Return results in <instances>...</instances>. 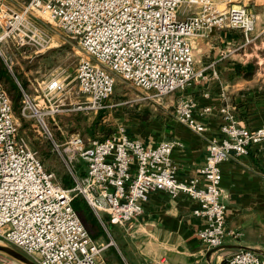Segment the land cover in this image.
<instances>
[{
	"label": "built area",
	"instance_id": "obj_1",
	"mask_svg": "<svg viewBox=\"0 0 264 264\" xmlns=\"http://www.w3.org/2000/svg\"><path fill=\"white\" fill-rule=\"evenodd\" d=\"M15 1L23 5L21 9L0 4V42L17 37L21 44L48 48L44 33L30 18L37 15L59 27L82 53L74 70V88L58 76L44 83L42 101L47 106L22 90V115L28 111L50 138L45 118L63 111L61 107L73 100L81 110L104 111L117 77L158 99L184 92L204 79L206 68L196 69L193 43L214 29L240 31L245 45L264 38V27L256 35L254 14L238 0L219 4L214 0ZM183 4L199 9L181 18L178 9ZM229 51L223 49L221 58ZM210 110L204 107L199 113ZM195 111V102L181 96L174 115L202 132L205 127ZM218 112L222 137L209 141L204 164L197 170L200 178H177L172 159L176 142L161 140L148 147L118 127L107 137L76 133L63 144L51 139L73 181L71 188H65L19 135L11 100L0 83V241L35 264H106L100 253L107 245L95 242L73 199L82 197L100 222V214H106L113 224L130 229L149 195L163 191L195 201L193 214L206 222L197 238L208 248L222 246L227 236L239 234L226 229L220 166L231 155H246L255 146L264 151V123L248 128L228 104ZM77 165L83 166V175ZM223 262L264 264V256L240 249Z\"/></svg>",
	"mask_w": 264,
	"mask_h": 264
},
{
	"label": "crops",
	"instance_id": "obj_2",
	"mask_svg": "<svg viewBox=\"0 0 264 264\" xmlns=\"http://www.w3.org/2000/svg\"><path fill=\"white\" fill-rule=\"evenodd\" d=\"M214 1L217 4L221 2ZM250 3L251 8L256 7L252 14L256 18L257 35L264 27V0H251ZM215 30L209 33L211 46L206 45L202 38L195 39L193 43L195 67L206 68L205 78L184 92L165 97V102L170 104L177 103L181 96L192 99L196 104L194 116L205 130L197 132L174 116L164 119L159 129L151 127L146 131L142 128L139 135L126 130L131 138L148 147L161 140L176 142L172 159L177 166L176 176L182 181L200 178L197 170L204 164L209 141L222 137L218 109L223 104L233 108L237 119L250 129L264 123V56L261 53H264V38H257L247 44L253 48L245 47L242 51L239 47L244 38L240 31H221L219 36ZM218 37L222 44L230 41L236 46V52L223 62H219L222 60L219 55L222 48L216 43ZM252 62L257 64V69H243ZM211 64L214 65L209 68ZM204 107L211 110L206 115H200ZM220 168L221 195L226 206L225 225L227 230L238 233L237 237L227 236L217 249L206 247L197 238L198 230L206 222L193 214L196 202L184 194L171 197L166 192L154 191L130 229L111 223L107 217L108 222L118 228L115 243L124 262L224 264L227 255L240 249H251L264 256V151L255 146L246 155H231Z\"/></svg>",
	"mask_w": 264,
	"mask_h": 264
},
{
	"label": "rangeland",
	"instance_id": "obj_3",
	"mask_svg": "<svg viewBox=\"0 0 264 264\" xmlns=\"http://www.w3.org/2000/svg\"><path fill=\"white\" fill-rule=\"evenodd\" d=\"M250 1L238 0L237 3L244 5L248 12L253 13L256 7H253L254 9L251 8ZM2 2L6 6H14L17 9H21L23 6L15 0H0V4ZM198 9L199 7L197 6L183 4L178 9V15L182 18L191 15ZM30 18L44 33L45 39L48 41V48L42 49L41 46L21 44L17 37L2 40L0 42V83L11 100L13 114L19 126V135L27 141L30 148L37 152L45 169L52 171L62 186L64 185L65 177L71 178V175L60 156L53 150L51 139L63 144L72 134L76 133L82 136L107 137L115 133L118 127H124L128 132L139 135L142 128L146 129V131L151 127L159 129L164 119L175 117L176 103H166V96L159 99L155 98L151 92L134 87L117 77L114 93L107 103L109 107L104 111L87 112L81 110L77 105L78 101L73 100L72 104L61 107V109H64L63 111L45 118L47 128L51 134L50 138L45 129L33 117L28 116L30 115L28 111L25 112V115H22V90L32 98H35L36 102H42V106H47V102L45 100L42 101L44 83L50 77L58 76L62 79L66 78L65 82L69 83L68 87L73 86L74 88V70L82 53L76 42L66 37L64 32L54 23L37 15H32ZM229 30L231 29H216L215 31L220 36L221 31ZM209 38L210 35L202 39L205 40L206 45L211 46L208 42ZM216 39V43L219 44L222 50L226 47L230 50L224 53L226 57L219 62L226 61L236 52L232 51L236 46H233L230 41H226L224 43L226 45L222 44L220 37ZM241 45L242 51L245 47L253 48V46L244 45V39ZM253 50L255 52V49ZM261 53L264 56V53ZM219 55L221 56V54ZM243 69L246 71L255 70L257 69V64L252 62V64L243 67ZM77 169L78 174H83L82 165H77ZM100 215L101 222L98 221L103 229V238L93 239L98 245L108 246L111 242L110 247H106L100 253V259L106 264H126L116 248L115 237L118 234L116 232L118 228L112 225V222H108L106 214ZM85 224L87 225L86 222ZM90 230L89 232L92 234V229ZM0 246L7 245L0 241ZM0 264L24 263L0 252Z\"/></svg>",
	"mask_w": 264,
	"mask_h": 264
},
{
	"label": "trees",
	"instance_id": "obj_4",
	"mask_svg": "<svg viewBox=\"0 0 264 264\" xmlns=\"http://www.w3.org/2000/svg\"><path fill=\"white\" fill-rule=\"evenodd\" d=\"M1 67V66H0ZM240 67H238L239 70ZM1 78V76H0ZM5 79V78H4ZM7 81V79H6ZM52 172V171H50ZM81 175H83L81 173ZM65 188H71L73 186V181L70 177H65L64 185ZM72 205L74 209L79 213L81 218L84 220V222L87 223L88 229H92V237L94 239H101L103 238V229L101 227V224L99 223L98 219L95 217L94 213L91 211L87 203L84 201L82 197H75L72 201ZM91 231V230H90Z\"/></svg>",
	"mask_w": 264,
	"mask_h": 264
},
{
	"label": "water",
	"instance_id": "obj_5",
	"mask_svg": "<svg viewBox=\"0 0 264 264\" xmlns=\"http://www.w3.org/2000/svg\"><path fill=\"white\" fill-rule=\"evenodd\" d=\"M81 220L85 224V222H84V220L82 218H81ZM85 226L87 227L86 224H85ZM0 252H3L5 254L9 255L10 257H12V258H14V259H16V260L24 263V264H35L31 260H29L27 257H25L23 254H21L20 252H18L17 250H15L12 247H9V246H0Z\"/></svg>",
	"mask_w": 264,
	"mask_h": 264
}]
</instances>
